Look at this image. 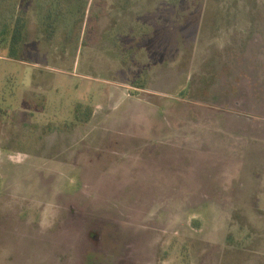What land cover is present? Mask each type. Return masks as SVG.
<instances>
[{"label": "rangeland", "instance_id": "obj_1", "mask_svg": "<svg viewBox=\"0 0 264 264\" xmlns=\"http://www.w3.org/2000/svg\"><path fill=\"white\" fill-rule=\"evenodd\" d=\"M116 2L0 0V264H264V0Z\"/></svg>", "mask_w": 264, "mask_h": 264}, {"label": "trees", "instance_id": "obj_2", "mask_svg": "<svg viewBox=\"0 0 264 264\" xmlns=\"http://www.w3.org/2000/svg\"><path fill=\"white\" fill-rule=\"evenodd\" d=\"M132 1L133 0H117L114 6L118 8L119 11H121V9L125 10L127 9V6L132 3ZM25 6L26 3H23V7ZM121 24L124 25L125 23L121 22ZM53 27L54 26L51 25V29L48 30V32H50L48 34V39H51L52 34L55 32ZM27 33V20L21 12L12 17V19L8 23L0 22V56L2 57L3 53H7V56L9 58L15 60H23V43L25 41ZM80 114L81 110L77 107V109L75 110L76 119L80 118Z\"/></svg>", "mask_w": 264, "mask_h": 264}, {"label": "flooded vegetation", "instance_id": "obj_3", "mask_svg": "<svg viewBox=\"0 0 264 264\" xmlns=\"http://www.w3.org/2000/svg\"><path fill=\"white\" fill-rule=\"evenodd\" d=\"M88 227V226H87ZM86 227V228H87ZM88 229V228H87ZM85 233V238L82 240L85 242L86 246L89 248L85 250V258L93 259L92 264H121L118 258V243L116 241L112 245V249H109L105 242V237L107 235V227L101 226L98 231L87 230ZM82 264V261L81 263Z\"/></svg>", "mask_w": 264, "mask_h": 264}]
</instances>
